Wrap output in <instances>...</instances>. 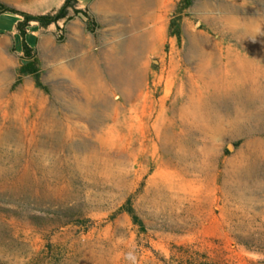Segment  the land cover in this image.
Wrapping results in <instances>:
<instances>
[{
    "label": "rangeland",
    "instance_id": "374dc122",
    "mask_svg": "<svg viewBox=\"0 0 264 264\" xmlns=\"http://www.w3.org/2000/svg\"><path fill=\"white\" fill-rule=\"evenodd\" d=\"M95 1L77 2L87 18L70 9L67 21L24 25L39 84L19 73L23 17L0 15V264H264V111L212 144L210 131L187 123L202 86L188 33L208 37L211 66L217 55L256 61L261 48L264 86V0H164L171 8L156 42L120 62L119 83L103 57L112 47L126 53L128 34L124 21L103 20ZM0 2L47 14L63 0ZM228 13L256 21L217 29ZM73 28L97 63L53 56L77 37ZM56 67L78 74L56 76Z\"/></svg>",
    "mask_w": 264,
    "mask_h": 264
},
{
    "label": "bare ground",
    "instance_id": "6f19581e",
    "mask_svg": "<svg viewBox=\"0 0 264 264\" xmlns=\"http://www.w3.org/2000/svg\"><path fill=\"white\" fill-rule=\"evenodd\" d=\"M238 6L234 5L232 7V10L236 11ZM92 8L96 10L98 15L101 16L103 20L115 21L117 19H120L124 21V23H122L121 25V29L125 30L128 34L126 42H124V44L126 43L127 45V52L125 51L126 53L123 54L121 51L123 55L119 56L121 54L120 51V54H117L116 51L118 49H114L112 47L105 52L103 57L105 63H107L109 66V68H107L109 80L119 83L117 81V78L121 75H119V72L117 70L120 62L124 61L127 64L131 63L136 59V56L140 51L142 52L147 49L150 50V48H152L154 43L156 42L157 35H159L162 29V21L164 17L163 11L165 8L164 0H96L93 3ZM224 9L229 8L225 6ZM230 14H226L224 16L216 18V23L218 24L216 25L217 29L224 28L225 26H228V24H237L240 22H247V25H245V27L247 26V28H249L250 26L248 27V24L251 25L256 21L242 18L244 15L242 17H239L240 15L235 16L237 15L235 14L233 16ZM244 29L246 30V28ZM248 30L249 29H247L246 31ZM74 32L77 33V37L69 39L66 46L61 48V50L59 51L54 48L51 51L53 56L56 52H58L62 56L77 54V59L82 64L86 65L91 62L93 63L95 60V56L93 55V53H90L88 43L89 38L84 36L78 28H76ZM245 34L247 36L246 38L250 40L253 39L254 34L250 32L248 34L244 33V35ZM187 42L190 50L200 61L199 70H197L199 73V78H201L202 81V86L199 88V99H191L188 102L187 107L190 109L189 113L191 117L189 118L190 122L187 123H189V127L194 126V129H196L198 132L200 131V133L204 135V137H206L205 135L207 134L209 135L210 133H208V131H210L211 134L209 135V138L212 144L214 143V141L235 135L242 124H245L253 117H256L258 115L260 116V114L264 111V86L262 85L260 80V76L263 74V71L262 65L259 62V60H262L261 58L263 57V51L261 48L256 47L255 56L258 59L260 58L256 61L245 58L241 61H238L236 59L234 62H230L229 60L222 63L220 61L222 57H220V55H217L215 65L211 66L209 56L211 60L214 58L216 59V57L211 52L212 44L209 41L208 37L200 32H190L187 36ZM240 43L243 49H247L248 44H246V42L241 41ZM122 48L124 47L122 46ZM1 54L2 53L0 46V66L2 64ZM237 58H239V56ZM0 68H2V66ZM65 69L63 67H56L54 68V72L52 73H54L56 76L66 75L70 77V79L78 74L66 71ZM89 71L91 70L86 69L82 72H79L82 76L86 77L84 78L85 82L91 80L90 78L92 75L89 73ZM99 80H97L98 86ZM94 84L96 85V83ZM118 85H115V87ZM98 89H100V87ZM180 122L182 124V116L180 118ZM246 142L248 143L249 141L247 140ZM258 144L261 145L263 144V142H260ZM205 152L206 151H203V153Z\"/></svg>",
    "mask_w": 264,
    "mask_h": 264
},
{
    "label": "trees",
    "instance_id": "16d2710c",
    "mask_svg": "<svg viewBox=\"0 0 264 264\" xmlns=\"http://www.w3.org/2000/svg\"><path fill=\"white\" fill-rule=\"evenodd\" d=\"M187 4V0H182ZM78 0H63L61 6L54 12V13H47V14H31L23 11L14 10L12 7L8 6L5 3L0 2V15L10 12V13H17L20 14L23 19L17 21L16 27L19 31L21 37V46H22V64L19 68V73H31L35 77L36 83L39 84L38 81V74H37V67L35 65L36 61L35 58L31 54V47L27 45L23 37L25 36L24 33V25L28 24L30 21H36L41 26H47L52 23H57L59 20L67 21L72 18L73 15L82 14L86 18L88 17L87 12L84 9L77 7ZM72 10L73 15L69 13V10ZM177 32V31H176ZM177 34V33H176ZM125 212L131 217V219L140 224V219L137 214L134 212V209L130 205L129 201L126 202L124 205Z\"/></svg>",
    "mask_w": 264,
    "mask_h": 264
},
{
    "label": "crops",
    "instance_id": "0c3cea01",
    "mask_svg": "<svg viewBox=\"0 0 264 264\" xmlns=\"http://www.w3.org/2000/svg\"><path fill=\"white\" fill-rule=\"evenodd\" d=\"M164 4H165V8H164V11L165 10H170V8H171V4L168 2V3H166V2H164ZM96 11V10H95Z\"/></svg>",
    "mask_w": 264,
    "mask_h": 264
},
{
    "label": "water",
    "instance_id": "95a60500",
    "mask_svg": "<svg viewBox=\"0 0 264 264\" xmlns=\"http://www.w3.org/2000/svg\"><path fill=\"white\" fill-rule=\"evenodd\" d=\"M227 149H231V145H228V146H227Z\"/></svg>",
    "mask_w": 264,
    "mask_h": 264
}]
</instances>
